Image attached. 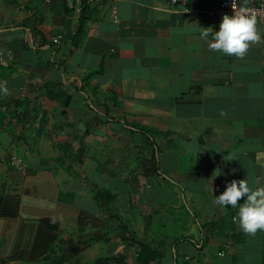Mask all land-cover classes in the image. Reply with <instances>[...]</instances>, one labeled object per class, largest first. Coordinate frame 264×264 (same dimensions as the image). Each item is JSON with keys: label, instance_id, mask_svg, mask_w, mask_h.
<instances>
[{"label": "crops", "instance_id": "crops-1", "mask_svg": "<svg viewBox=\"0 0 264 264\" xmlns=\"http://www.w3.org/2000/svg\"><path fill=\"white\" fill-rule=\"evenodd\" d=\"M220 2L0 0V264H264V230L213 227L227 183L264 188V25L210 50Z\"/></svg>", "mask_w": 264, "mask_h": 264}, {"label": "clouds", "instance_id": "clouds-1", "mask_svg": "<svg viewBox=\"0 0 264 264\" xmlns=\"http://www.w3.org/2000/svg\"><path fill=\"white\" fill-rule=\"evenodd\" d=\"M256 23L255 16L238 13L235 9L234 14L223 15L218 31H213L212 40L208 42L210 50L242 57L250 43L261 40ZM199 35L202 40L208 41L209 31L202 30ZM0 93L7 94V88L0 86ZM242 198L243 202L238 204ZM214 202L222 207L237 209L233 221L246 234L264 230V188L252 189L245 179H234L226 184L220 195L215 196Z\"/></svg>", "mask_w": 264, "mask_h": 264}, {"label": "built area", "instance_id": "built-area-1", "mask_svg": "<svg viewBox=\"0 0 264 264\" xmlns=\"http://www.w3.org/2000/svg\"><path fill=\"white\" fill-rule=\"evenodd\" d=\"M55 1H62L69 10L86 11L93 9L96 6L107 4L110 8L111 18L114 24L118 23V0H42L44 5H50ZM234 9L238 13L255 16L256 25H264V0H245L240 4L237 0H222L220 4L208 12L209 16H218L222 19L225 14H234ZM55 46L62 42L61 36H56L51 39ZM13 165L16 168L22 169L23 163L20 160L14 159Z\"/></svg>", "mask_w": 264, "mask_h": 264}, {"label": "trees", "instance_id": "trees-1", "mask_svg": "<svg viewBox=\"0 0 264 264\" xmlns=\"http://www.w3.org/2000/svg\"><path fill=\"white\" fill-rule=\"evenodd\" d=\"M134 129L138 130L140 133H142L143 135H148V136H152V133L149 130H146L142 127L139 126H132ZM105 199H104V197ZM96 200L100 202V200H105L103 202L102 205L104 206H109L110 204H112V201L114 199V197L112 195H110L107 192H99L96 196ZM225 207V215L222 217L221 221L217 224H214L213 227L215 228V230H217L216 228L223 226L225 229V236L226 237H232L233 239L236 238L235 236V228H234V221H233V217H234V212H233V208L230 206H224ZM117 220L118 223V227H119V231L122 234V240H124L125 242H130L131 244H136L137 246H139L141 249H144L145 251L148 252H153L154 250H151L149 247L144 246L143 244H140L138 242L135 241L134 238H132L129 235V230L127 229V226L119 219V218H115ZM58 261L61 262H67L68 259L65 257H60L57 259ZM115 262L116 264H125L124 263V257L122 256H114V257H110V258H106V259H100L97 261V263L100 262Z\"/></svg>", "mask_w": 264, "mask_h": 264}]
</instances>
